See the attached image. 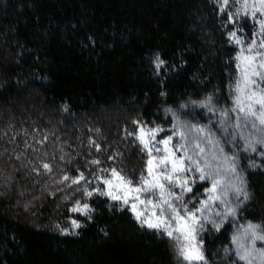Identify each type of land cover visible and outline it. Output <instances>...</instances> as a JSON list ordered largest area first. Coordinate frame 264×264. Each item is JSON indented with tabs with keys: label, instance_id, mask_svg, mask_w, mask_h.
<instances>
[{
	"label": "trees",
	"instance_id": "trees-1",
	"mask_svg": "<svg viewBox=\"0 0 264 264\" xmlns=\"http://www.w3.org/2000/svg\"><path fill=\"white\" fill-rule=\"evenodd\" d=\"M221 2L0 0V264H186L176 240L94 189L113 169L141 182L149 155L137 133L157 124L171 136L166 108L234 105L229 33L250 38L256 26L237 0L223 12ZM247 165L242 155L249 196L237 223L264 232V165ZM235 224L203 226L197 264H244L226 254Z\"/></svg>",
	"mask_w": 264,
	"mask_h": 264
},
{
	"label": "rangeland",
	"instance_id": "rangeland-1",
	"mask_svg": "<svg viewBox=\"0 0 264 264\" xmlns=\"http://www.w3.org/2000/svg\"><path fill=\"white\" fill-rule=\"evenodd\" d=\"M240 7V0H237L236 12ZM236 15L249 17L256 26L250 38L244 31L243 33L238 30L233 31L237 34V37L242 39L245 48L251 40L255 39L257 49L264 51V49H259L261 35L258 24L261 19L259 14L255 18L251 15L245 16L242 13ZM230 38L235 43L231 36ZM238 48L240 51L239 46ZM240 77L241 72L238 67V80ZM260 87H264V83H261ZM235 93L237 96L236 87ZM248 103L249 101L246 98H242L244 111H241V105H237L236 98L231 108L219 106L208 98L191 102L189 105H182L178 110L166 108L165 116L170 115L174 122L171 136L167 135L164 138L159 137L162 133V127L159 125L156 124L153 127L140 126V129L143 128L146 132L149 129H158L154 138L145 136V140H149V148L152 149L151 156L146 150L149 159L153 160L154 174H171L174 180L161 179L165 189L163 198H161L158 188L142 191L139 195L141 200L145 202L150 200L153 204L158 205L162 203V199L167 200L168 203L180 210L181 215H186L185 208L192 212L202 209V211L196 212L199 223L196 225V239L192 241L202 254V241L199 236L205 224L210 223L214 227L220 228L227 222L236 223L232 244L228 249L229 253L226 252V254H235L244 264H264V239L259 238L264 236V232L260 230L258 225L237 223L239 210L246 203L249 196L245 176L240 166V159L243 155V158L247 161V166L252 164L254 166L264 165V125H261L257 117L247 113ZM259 109V105H253V110L259 113ZM169 136L172 139L167 146L160 143ZM138 140L140 141L139 138ZM165 148H167V151ZM165 156H169V160L160 163ZM172 160H175L177 164L182 162L183 170L173 172ZM201 169H203V175L205 176L203 180L200 179ZM119 175L123 177L120 173ZM144 178L152 179V176L148 173V168ZM104 179H113V183H116L112 171L102 180ZM202 182H207L208 185L204 188L205 191L202 192L203 195L198 203H195L194 200L190 201L188 198L190 192L186 190L187 187H191L193 190L196 184ZM214 182L216 183L215 191H209L212 189ZM137 185L132 184L131 186L135 187ZM106 188L107 186L104 184L101 191L106 190ZM116 201L131 210L130 205L123 204L122 200ZM132 202L137 204V210L142 211L145 216L151 217L153 211L160 215V209H153L151 204L145 203L142 205L139 201ZM164 209V216L171 217V211L168 209L167 204H164ZM131 212L136 218L135 213L132 210ZM138 221L141 224V221ZM143 226L147 227L146 225ZM173 226H175L174 222ZM159 230L163 231V229ZM179 256L184 263L189 264V261L185 260L180 254ZM203 260L193 261L191 264H197Z\"/></svg>",
	"mask_w": 264,
	"mask_h": 264
},
{
	"label": "snow or ice",
	"instance_id": "snow-or-ice-1",
	"mask_svg": "<svg viewBox=\"0 0 264 264\" xmlns=\"http://www.w3.org/2000/svg\"><path fill=\"white\" fill-rule=\"evenodd\" d=\"M229 4V0H222L220 4V10L223 12ZM241 7L237 9L236 14H243L245 16L251 15L255 18L258 14L261 19L258 21L260 35V45L259 49H264V0H240ZM228 19L231 23H235V20L232 19V14H228ZM229 35L234 39V42L240 47V51L236 56L238 61L237 66L240 68L241 77L236 83V96L237 105H241V111H244L242 106V98H246L249 103L247 105V113L251 116L257 117L261 123L264 125V87H260L261 83H264V51L257 49V41L255 39L251 40L245 48L244 43L241 38L237 37L235 32H230ZM164 61H157V67L162 65ZM246 94V96H245ZM210 99V98H209ZM253 105H259V113L253 110ZM158 129H149L147 132L141 128L138 134V138L141 143L144 144V147L148 150L149 155L151 156L152 149L149 148V140H145V136L154 138ZM183 135V133H181ZM172 137H167L165 140L160 141V143L167 146ZM167 151V148H165ZM253 150H255L253 148ZM169 156H165L160 163H165L169 160ZM98 163V161H94ZM148 173L152 176L151 180L141 177V182L139 185L133 187L131 180H127L124 177H121L115 169L112 170V176L116 178V183H113V179H104L103 183L107 186L106 190L100 191L99 188L94 189V191L99 192L101 195H107L112 200H122L123 204L130 205L131 210L135 213L136 218L141 221L142 226L146 225L148 228L152 229H163L164 234L169 238H172L178 242L179 254L187 261L189 264L193 261H201L204 259L202 252L199 248L192 243L195 241V232L196 225L199 223V218L196 215V212L202 211V209H197L196 212L188 211L187 208L184 209L186 215H181L180 210L174 207L172 204L168 203L167 200L162 199L161 204H153L152 201H143L140 199L139 193L142 191H149L154 188L160 190L161 198L165 195L164 184L161 183V179L172 181L174 180L173 175L171 174H154L153 172V160L150 158L147 162ZM183 163L177 164L175 160H172V171L177 172L183 170ZM44 168L50 169L48 164H44ZM202 175L200 179H205L203 175V169L200 170ZM83 178V174L76 179H73V183H78L79 179ZM68 179V177H65ZM178 179V178H175ZM216 189V183H213L212 189L209 191L214 192ZM187 191L191 192V187H187ZM88 196L92 195V192H88ZM179 199V197H177ZM132 201H139L140 204H151L153 209L159 208L160 215H157L155 211L151 213V217L145 216L142 211L137 210V204ZM164 204H167L168 209L171 211V217L164 216ZM71 211L73 212H83L85 215L88 214L89 205L84 204L80 206L77 203ZM173 222L175 226H173ZM74 227H79V223L75 220L72 221ZM67 231V230H64ZM264 239V236L259 237Z\"/></svg>",
	"mask_w": 264,
	"mask_h": 264
}]
</instances>
